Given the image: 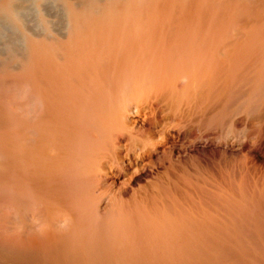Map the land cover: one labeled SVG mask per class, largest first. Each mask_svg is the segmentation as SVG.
Listing matches in <instances>:
<instances>
[{
    "label": "bare ground",
    "instance_id": "bare-ground-1",
    "mask_svg": "<svg viewBox=\"0 0 264 264\" xmlns=\"http://www.w3.org/2000/svg\"><path fill=\"white\" fill-rule=\"evenodd\" d=\"M249 1L0 0V264L230 261L215 260V245L210 254L170 244L162 254L143 251L105 222L115 218L122 230L127 212L153 196L154 175L169 187L179 162L166 153L169 139L186 136L204 96L217 92L215 66L221 73L246 41L236 33L215 50V26L242 22ZM50 6L60 9L56 21L41 16ZM31 12L41 16L36 36L22 29ZM13 42L19 53L8 50ZM160 154L170 155L168 167ZM159 190L165 210L170 189ZM148 207L159 215L157 204Z\"/></svg>",
    "mask_w": 264,
    "mask_h": 264
},
{
    "label": "rangeland",
    "instance_id": "rangeland-1",
    "mask_svg": "<svg viewBox=\"0 0 264 264\" xmlns=\"http://www.w3.org/2000/svg\"><path fill=\"white\" fill-rule=\"evenodd\" d=\"M251 1H249L251 13L243 18V23L240 21L241 17L235 23L216 19L219 23L217 22L218 25L215 26V50L220 49L223 42L224 46L231 45L237 39L236 33L239 36L244 35L246 41L244 46L234 51L232 56L234 59L221 73L217 72L215 66L217 92L212 97L204 96L202 99L204 110L194 119V124L191 123L188 129L186 128V136L182 137L183 139L175 137L169 139L167 146L172 149L168 147L166 153L171 151V158L179 155V162L172 161L174 166L170 169L171 176L178 177L177 181L171 177L168 187V184H161L156 175L149 180L155 187L151 189L153 196L147 204L148 206L152 203L157 204L159 215L153 217L147 204H141L127 212L129 214L123 220L122 230L116 231L114 228L117 222L110 219L115 218L108 217L105 222L107 232H119L128 238L131 245L139 247L140 250L146 251L155 246L162 254L166 244H170L174 245L175 249L192 251L194 248H200L210 254L211 246L215 245L217 262L230 259L222 263L233 264L231 261L233 259L235 262L238 260V264H264V46L263 50L258 49L260 44H264L262 4L264 0ZM260 5L263 8H260ZM50 8L45 7V12L42 11L41 16L46 20L56 21L61 14L60 9L55 6ZM215 8L218 7L215 5ZM254 13L255 16L259 15L260 20H257L258 16L254 17ZM31 14L24 19L26 21L22 24V29L36 36L37 21L41 16L33 12ZM238 21L241 22V26L246 25L242 26L240 31ZM233 30L236 32L233 33ZM8 35L12 37L10 33ZM14 35L13 38L16 37ZM227 41L230 44H227ZM11 44L14 45H7L8 50L12 52L17 50L15 53H19L17 45L14 42ZM234 98L239 100L236 101ZM249 111L253 113L250 114ZM207 130H211L209 131L211 133ZM154 132L157 134V129ZM178 144L183 150L176 148ZM168 156L163 157L160 154L158 163L168 167L171 161L170 155ZM130 160L129 157L126 158L127 163ZM123 177L126 176L119 177L114 189L124 184L126 178ZM157 185L163 190L170 189L166 195L168 208L165 210L161 206L163 198L158 196L160 190ZM99 186L104 187L103 184ZM142 186L144 184L141 183L134 185L133 188L139 190ZM151 217L154 219L152 223ZM216 249H222L221 251L231 258L217 254ZM142 260L146 264L153 262V259ZM159 260L172 262L174 259Z\"/></svg>",
    "mask_w": 264,
    "mask_h": 264
}]
</instances>
